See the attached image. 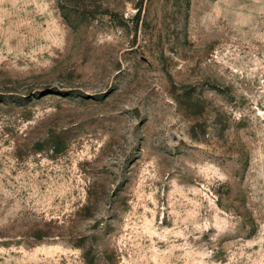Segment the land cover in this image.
Listing matches in <instances>:
<instances>
[{
    "label": "rangeland",
    "instance_id": "374dc122",
    "mask_svg": "<svg viewBox=\"0 0 264 264\" xmlns=\"http://www.w3.org/2000/svg\"><path fill=\"white\" fill-rule=\"evenodd\" d=\"M0 264H264V0H0Z\"/></svg>",
    "mask_w": 264,
    "mask_h": 264
}]
</instances>
